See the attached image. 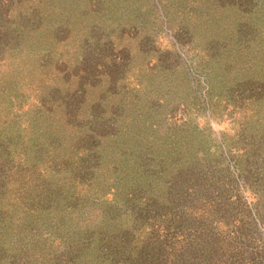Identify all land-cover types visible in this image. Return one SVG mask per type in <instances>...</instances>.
I'll list each match as a JSON object with an SVG mask.
<instances>
[{"label": "rangeland", "instance_id": "374dc122", "mask_svg": "<svg viewBox=\"0 0 264 264\" xmlns=\"http://www.w3.org/2000/svg\"><path fill=\"white\" fill-rule=\"evenodd\" d=\"M0 264H264V0H0Z\"/></svg>", "mask_w": 264, "mask_h": 264}]
</instances>
